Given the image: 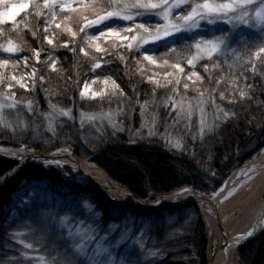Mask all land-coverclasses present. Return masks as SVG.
Instances as JSON below:
<instances>
[{
    "label": "trees",
    "instance_id": "obj_1",
    "mask_svg": "<svg viewBox=\"0 0 264 264\" xmlns=\"http://www.w3.org/2000/svg\"><path fill=\"white\" fill-rule=\"evenodd\" d=\"M14 2L17 1L7 0L8 6ZM3 8L4 5L0 4V10ZM64 15L73 16L74 14L59 13L58 23L59 16ZM25 18L27 23L35 22L32 28L39 36L43 32L47 18L35 16L32 6L18 16L16 23L19 24ZM67 22L65 21L64 24ZM11 25L12 23H6L0 26L4 29V33L0 34V44L6 45L8 39L15 37L25 41L27 45L25 48L23 46L24 51L18 52L17 56L11 55L12 58L9 59L5 68H0V72L5 77L3 83H0V93L6 92L8 96L14 93V99L23 104L29 100L33 101L31 114H26L28 121L35 119L36 124L40 126L43 123V116L39 113L50 111L49 100L58 108H72L73 116L77 121L81 111L94 114L110 109L115 111L118 107L126 109L135 102L133 88L136 89L141 103L153 99L152 82H149L148 77L139 74L137 65L133 63L134 60H140L138 53L130 55L122 48L118 52L113 47L105 48L107 54L102 52L95 55L102 67L93 72L90 71V66L94 62L93 54L84 56L79 53L74 57L73 53L66 48H55L56 44L71 39L68 33L53 37V45H48L46 41L31 37L28 29L18 36L19 29L9 31ZM20 27L23 28V25L21 24ZM71 27L76 30V24ZM83 35L78 33L76 37L78 48L81 46L80 38ZM41 43L45 50L40 53V63H35L31 49H39ZM161 47L164 46H158L155 55L157 58L162 57L166 51ZM256 50L250 53L253 57ZM49 53L52 60H48V64H45L44 60ZM119 55L125 57L128 63L127 69L125 63L118 58ZM24 56L29 57L27 66L22 61ZM6 58L9 57H6L0 49V59ZM53 60L56 61L55 71L49 67ZM255 65V73L248 65L234 68L230 73L224 61L219 60L218 73L209 76L210 80L203 86L202 92L206 94V90L210 89L209 86L213 87L215 80L221 74L224 75L225 81L214 95L218 98V92L224 91L225 100L218 99L216 102L230 112L229 120L220 124L215 135L204 136L203 141L200 138L181 136L182 149L168 146L163 137L167 123H163L165 99L162 98L164 95L160 89H155V103L149 105V108L158 116L155 126L157 135L149 136L147 128L141 129L143 121L139 115V105H136V112L131 120L124 115L118 117V121L124 126V131L116 132L115 135L109 127H105L102 132H96L90 128L78 127L76 124H66L57 126L56 136H53L51 132L38 130L35 133H39V136L35 140L31 139L35 134L33 132L30 134L25 132L16 137L0 132V145L8 148L28 145L26 149L46 155L59 153L58 149L70 148L78 159H87L95 164L136 200H148L151 195L167 196L184 187L211 197L221 190L234 171L254 160L264 150V54L255 60ZM33 67L38 70L37 77L40 75L45 77L43 87L48 90L47 97L46 93L41 91L39 81L35 92H31L20 88L10 79L12 75H16L17 78L23 76L24 83L31 89L32 78L26 74L31 73ZM107 77L115 80L126 95L122 97L118 91L116 95H113L111 82L108 85L103 82ZM233 78L236 80L237 88L247 91L244 98H240L236 88L228 84V81ZM8 83L13 85L10 91L7 89ZM85 86L89 87V91L81 99L79 92ZM170 89L167 90L170 91ZM94 92L103 93V96L91 99ZM73 100L76 101L75 106L72 103ZM228 100L233 102L228 103ZM232 113H235V116ZM137 131H140L143 139L135 135ZM44 164V162H28L0 184V264H10L18 254L19 248L13 244L14 241L9 236L14 224L7 226V222L15 198L23 190L29 191L33 184L42 186L47 194L53 196V201L45 206L46 209L52 210L59 216L70 214V217L74 216L73 220L77 222L87 217L83 209L86 202H89L104 227L114 222H121L129 215L135 218H155L158 223L150 229L149 244L152 243V249L162 252V258H159L155 264H209L207 228L201 214L193 204L166 208L157 213H140L130 208L122 209L103 189L89 183H77L73 178L81 174L72 171L69 166L55 168ZM16 165L14 160L0 156V179L13 171ZM57 200L61 202L57 203ZM41 209H44L42 205L33 204L30 209H27V214H22V218L30 219L35 229L33 236L35 232L38 233ZM174 214H177L178 218L173 223L166 224L165 219ZM62 246V252L60 256L58 255L60 258L54 264L61 261L65 254L70 255L64 248L66 246ZM238 255L241 264H264V230L241 245L238 248Z\"/></svg>",
    "mask_w": 264,
    "mask_h": 264
},
{
    "label": "snow or ice",
    "instance_id": "obj_2",
    "mask_svg": "<svg viewBox=\"0 0 264 264\" xmlns=\"http://www.w3.org/2000/svg\"><path fill=\"white\" fill-rule=\"evenodd\" d=\"M0 4L4 5L3 10H0V26L12 22L9 31H15L19 29L17 35H21L25 29H29L31 37L39 41H46L48 45H53V37H58L67 32L71 39L65 40L59 44L55 45V48H66L68 51L73 53L75 57L79 53L84 56H88V49L94 48L96 53H106V50L101 47L100 43L97 41L106 42L107 40H113L111 47L119 51L123 49L125 53L130 55L140 54V60H134L133 63L140 65L141 62H147L151 65H156L158 67H172L174 69H179L180 73H184V67H181L180 63L169 64V57L172 55L179 56L181 52H191L190 56H185L186 66H189V73L186 76L187 81H192L193 84L196 81H203V77L200 76L199 72L195 70L196 64L203 59H207L212 62L213 68L219 67V60L223 59L224 63L228 66L229 72L231 73L234 68L239 66L248 65L251 67L253 73L256 72L255 60L264 54V0H19L18 3L8 6L7 0H0ZM73 5H76L74 7ZM32 6L35 10V16L40 17L45 15V10H47V20L46 24L48 27L43 29V32L38 36L37 31H31L30 25L26 22V18L22 19L19 24L16 23L15 17L23 10H26ZM68 12L75 14L74 23L76 24V30L72 27L64 24L65 21L73 19L71 15L59 16L60 22H57L58 14ZM91 17V18H90ZM115 21H124L126 23H115ZM112 22V23H109ZM23 25V28L20 25ZM62 24L64 25L62 27ZM220 24L230 25V28H220L217 27V32H212V28ZM52 25L56 29H61L60 32L49 33V27ZM103 25V27H100ZM242 25H247L250 28L257 30V36L252 37H241L237 41V47H232V42L235 39V32ZM97 29L98 35L89 34L90 29ZM4 33V29L0 27V34ZM78 33H83L84 35L81 39V46L77 47L76 37ZM218 33V34H217ZM172 40V45L167 42ZM249 40H252L253 47L257 50L252 54H249L247 45ZM118 42V43H117ZM163 42L165 44L166 51L164 56L158 59L153 55L147 54L146 45L157 44ZM71 45V46H70ZM175 45V46H173ZM0 49L3 53L15 54L24 51L21 44H17L12 39H8L6 45L0 44ZM143 49V51H142ZM194 49V52L192 51ZM43 43L39 49L32 48L31 53L35 63H40V53L44 51ZM107 54V53H106ZM213 57H216L214 60ZM0 59V68H5L9 59ZM118 58L125 63L127 69L128 63L125 57L119 55ZM93 63L90 66V71L95 72L96 69L101 68V63L96 59L95 56L92 57ZM29 57L24 56L22 58L25 66L28 64ZM48 60H52V56L49 53L47 59L44 60L45 64H48ZM19 62V58H18ZM52 71L56 70V61L49 65ZM205 73L209 74V68L207 65L203 66ZM37 69L33 67L31 73L26 75L32 78V87L28 88V85L24 83V77L21 76L17 78L16 75L11 76V81H15L20 88L26 91L35 92L36 84L39 81L41 84V91L46 93L47 89L43 87V82L45 77L40 75L37 77ZM142 71V69H141ZM78 75V74H77ZM172 75L168 72L165 74L167 76ZM193 77L196 79L193 80ZM247 79V78H245ZM5 77L2 72H0V83H3ZM149 82H154L157 86L160 85L159 80H155L154 77H148ZM225 77L221 74L216 80L213 87L207 89V98H205L204 92H199V99L197 100L195 109L191 102L185 103L186 96H182L179 101H174L173 96H169L163 101L164 105L167 107L171 102V111L176 112L177 119H186L188 124L185 127L191 125L192 116L194 112L198 110L200 120H199V132L198 136L203 141L206 134L215 135L216 130L220 125L216 124L215 121L219 120L221 124L226 123L229 120L230 112L225 111L223 107L215 103L216 93L219 86L224 83ZM95 82V81H93ZM105 85L111 82V87L113 89V95L119 92L120 96H125L123 89L120 85L112 80L111 77L105 78L103 81ZM167 84H172L171 80H167ZM228 84L232 88H236L239 92V97L244 98L247 95L246 90L237 88L236 80L233 78L228 81ZM180 79H176V84L172 89L173 95H179ZM13 85L11 83L7 84V89L10 91ZM189 84L185 82L183 88L187 90ZM88 87L85 86L83 90L79 92V96L83 99L88 93ZM197 91H199L197 89ZM134 96H136L135 102L129 105L126 109L118 107L115 111L108 110L106 112L102 111L100 113H84L79 112L80 126L83 127L85 122H93L100 120L101 122L107 120L108 125L113 129V135L116 132H123L124 126L122 122L117 120V117L124 115L128 119H132L136 112V105H139V115L142 119L141 129L147 128L148 135L152 136L155 134L154 128L158 121V116L155 112L150 113L152 119L151 122L147 119L148 108L151 103H155V89H153V99L151 101L145 100L142 103L139 100V96L135 88L132 89ZM14 93L12 96H8L7 93H0V132L7 133L12 137L17 135H23L27 129L28 124L17 120L16 124L13 125L9 121L4 113L5 108H15L19 101L14 99ZM97 96H103V93L94 92L92 93L91 99H95ZM218 98L221 101L225 100L224 91L220 90L218 92ZM12 101L11 103H5V101ZM208 101L215 107L217 115L214 117L212 123H207L205 119L204 104ZM232 100H228V103H232ZM75 106L76 101H72ZM27 110L31 112L33 110V101L29 100L26 103ZM48 107L51 111L48 113H39L47 121V130L50 131L53 136H56L55 120L58 117H67L68 121H74L72 108L64 109L58 108L57 105L48 101ZM179 109V111H177ZM235 116V113H232ZM62 126V125H61ZM137 137L143 139L140 131L135 134ZM39 136V133H35L31 139L35 140ZM166 144L172 148L182 149L183 144L180 139L173 138L170 135L164 137ZM196 139V137H193ZM48 143V141H44ZM28 145H21L19 151L23 152ZM58 152H69L68 149H58ZM70 154V153H69ZM55 155V153L53 154ZM211 158V157H209ZM22 159V157H18ZM48 163H55L58 166L62 165V161L53 160L48 161ZM185 192H190V189L185 188ZM218 194V193H217ZM159 203V201H157ZM89 207L90 206L85 205ZM30 207V206H26ZM11 215L15 217L18 215L12 212ZM173 219L170 218L168 223L171 224ZM39 220L41 223V230L43 232L50 231L49 223L56 226L57 229H62L67 227L68 217L64 216L57 220L50 210H43L39 213ZM31 227V225H29ZM148 228V225H145ZM91 229L82 230L77 228L75 232L68 228V237L65 238L62 234L58 237L60 240L67 239L70 241L68 248L70 249L71 255H64L61 261L57 264H80L81 259L86 261V264H113V259L111 258V252L108 247H105L103 240L105 237H101V241L98 242L91 250L89 254L87 244L84 242L85 239L92 240L94 237L90 234ZM86 232L88 233L86 235ZM143 234V232L141 233ZM13 239H16L19 243L23 244V241L19 240V237L23 233H13L11 234ZM128 233H122L121 241L128 238ZM255 235L254 232H249L246 236H242L241 239H250ZM121 241H117L116 247ZM134 243L138 244L140 249L144 248V243L141 239L137 238ZM25 248H31V244H24ZM106 254V255H105ZM25 259H35L39 260L43 264V257L29 258L26 254L22 253ZM103 257V258H102ZM147 257H159L162 258V252L149 250L147 252ZM145 257V258H147ZM123 264V262H121ZM129 264H132L130 261Z\"/></svg>",
    "mask_w": 264,
    "mask_h": 264
},
{
    "label": "rangeland",
    "instance_id": "obj_3",
    "mask_svg": "<svg viewBox=\"0 0 264 264\" xmlns=\"http://www.w3.org/2000/svg\"><path fill=\"white\" fill-rule=\"evenodd\" d=\"M16 1L17 2H14L13 4H16L19 2L18 0H16ZM13 4H11V5H13ZM11 5H9V7H11ZM26 11H27V9L21 11L15 17V21L19 15H21L23 12H26ZM44 18H47V11L45 12ZM74 20H75V14L73 15V19L69 20L65 24L67 26L71 27V25L73 26V24H75ZM8 23H12V22L9 21ZM34 23H35L34 21H33V23L32 22L28 23L30 25L31 31H35L32 28ZM109 23H112V22H109ZM115 23L122 24V23H126V22L115 21ZM39 26L41 27V25H39ZM45 27H48V25L46 23L44 24L43 29ZM100 27H103V25H101ZM217 27L227 29V28H230L231 26L226 25V24H220L216 27H213L212 32H217ZM43 29H42V31H43ZM27 31H29V29ZM60 31H61V29H56L54 25L49 27V33L60 32ZM86 31H88L89 34L98 35V30L95 28L90 29V30H86ZM28 33H30V31ZM256 36H257V30L256 29L250 28L247 25H242L238 29H236L235 39L232 42V47H237V41L240 40L241 37L255 38ZM12 40L15 41L17 44H21V46L22 47L24 46V48L27 45L26 42L23 41L22 39L13 37ZM97 43H100L101 47L104 49L105 48H111V45L113 44V40H107L106 42L97 41ZM167 43L169 45H172L173 42H172V40H169ZM158 46H164L161 48L166 49L165 44L163 42L157 43V44H149V45L145 46V48L147 49V54L153 55L155 57V55L157 53ZM173 46H175V45H173ZM247 49L249 50V54L253 50L256 49L255 47H253L252 40H249L248 45H247ZM142 51H143V49H142ZM192 51L194 52V49ZM88 52H89V55L93 54L94 56L99 54V53L95 52L94 48L88 49ZM191 54H192L191 52H188V53L181 52L179 56L172 55L169 57H165V58L169 59L170 65L175 64V63H180L181 67H184V73H180L179 69H174V68L168 67V66L158 67L156 65L148 64L147 62H141L140 65L136 66V69H137L139 74H143L146 77L152 76V77H154L155 80L160 81L161 86H157L154 82H152V86L154 89L162 90V94L164 95V96L162 95L163 96L162 98H164L166 100L169 96H173L174 101H179L182 96H186L185 103L191 102V104L193 105V108L195 109L197 100L200 98L199 92H202V90L204 89L203 86L206 85L207 82H209V80H210L209 74L205 73L203 66L207 65V67L209 68L210 74L218 73V71H217L218 69L213 68L212 63L209 60H207V59L200 60L196 64L195 70L197 72H199L201 77H203V81L202 82L196 81L195 84H193L192 81H187L186 76L189 73V66H186V60L184 59V57L190 56ZM4 55L6 57H9L11 55L17 56L18 53H15V54L4 53ZM163 56H164V54H163ZM160 58H157L158 63L160 61ZM214 58H216V57H213V59ZM139 59H141L140 54H139ZM220 60H223V59H220ZM141 69H142V71H141ZM149 72H151V73H149ZM168 72L172 73V75L167 76L165 78V74ZM177 78L180 79L179 95H173L172 89L174 88V86L176 84ZM195 79L196 78L193 77V80H195ZM167 80H171L172 84H167ZM185 82H187L189 84V87L187 90H185L183 88V84ZM211 86L212 85H210L209 87L211 88ZM168 88H171L170 91L167 90ZM88 89H89V87H88ZM197 89L199 91H197ZM164 93H166V94H164ZM207 96H208V92L205 94V98H207ZM218 99L219 98L216 97V100H218ZM11 102L12 101H10V100L5 101V103H11ZM215 103L217 104L216 101H215ZM217 105H220V104H217ZM171 107H172L171 102L169 103V105L167 107L165 105H163V108L165 111L163 123H165V122L167 123V126H165V128H164L163 137L170 135L173 138L180 139L181 142H183L182 138H181V136H183V135L188 136L190 138H193V137L200 138L197 135L199 132V120H200L198 110H196L194 112V115L192 116L191 125L189 127H185V125L188 124V121L186 119H177L176 112H172L170 110ZM221 107H223V106H221ZM204 110H205V114H206L205 115L206 122L212 123L213 119L217 115V113H216L215 107L211 103V101H208L207 103L204 104ZM3 111H4L7 119L9 121H11L13 123V125L16 124L17 120H21V121L27 123L28 129L26 132L29 134H30V132H33V134H34L35 132H37L40 129L42 130V132L50 133V131L47 130V121L44 117H42L43 123L40 126L36 124L35 119H31L30 121L27 120L26 114L29 115V114H31V112H29L27 110L26 104L19 102L15 108H11V109L5 108ZM177 111H179V109H177ZM150 113H153V111L150 108H148V114H146V115H147V119L149 120V122H151V119H152L151 115H149ZM22 114H24L25 116ZM117 120H118V117H117ZM215 123L218 125L221 124V122L219 120H216ZM66 124H76L79 127L80 126V118L77 121L75 119H74V121H68L67 117L61 116L55 120V127L56 128H57V126H61V125L65 126ZM83 127L93 129L96 132H102V130L105 127L111 128L108 125L107 120H105L103 122H101L100 120H96L93 122H87L86 121ZM154 132H155L154 135H157L156 127L154 128ZM206 135H208V134H206ZM2 143H3V141H2ZM4 144H6V143H4ZM65 149H68L69 152H59V153H55V155H53V154H51V155L62 156V155H66L69 153L70 154L73 153L70 148H65ZM0 153L2 155L6 156L7 158L14 160V161H17V162H26V161H27V163L28 162H44L45 163L44 165L53 166L55 168H63L64 166H69L72 169V171L78 172L81 174V176L75 175L73 178L79 184H88L89 183L94 187H98V188L100 187L103 189V187H102L103 185H100L97 182H91L89 177L92 178L94 181L98 177H105V180L118 185L125 192H128L119 184L111 181L107 177V174L102 169H100L99 167H97L95 164L91 163L87 159L81 160V161L83 163H85L87 166H90V168H88V170H87L88 172H86V174L89 177L82 174L80 172V169L77 166V164L72 162V161H69V160L63 161L60 159H56V160L63 162L61 166H58L55 163H51V164L48 163V161H53V160H44V159H40V158L24 161V158L27 155H29L30 153H35L33 150L25 149L23 152H21V151H19V148H8L5 145H0ZM5 153H7V154H5ZM18 157H22V159H18ZM25 164L26 163H20V164H18V166H23ZM17 170H18V167H17ZM13 174H14V172L11 175H13ZM11 175H9L8 177H10ZM263 175H264V150L254 160H252L251 162H249L248 164H246L242 168L234 171V173L225 182V184L223 185L221 190L218 192V194H214L211 197L207 196L211 200H214L217 198L219 199L218 208H219V210L224 211V214L222 217V223L225 224L224 228L226 229V231L231 236L242 235L243 233H245L250 228V226H251V224H252V222H253V220H254L257 212H258L260 203L264 200V194H258L255 197V199L252 200V203L250 205L240 204V201L244 199V196H242L241 198L239 196L243 192L250 190L255 185V183L260 178L263 177ZM3 182L4 181H0V184ZM42 188L43 187L40 185L33 184V185H31L29 191L23 190L19 194V196H17L15 198V200L13 202V208L10 211L7 226L14 224L13 230L10 232L9 236L14 241L13 244L18 246L19 250H18V254L16 255V257H14V259L11 260L10 264H41V262L39 260L25 259L24 256L22 255V253L26 254V256L29 258L43 257L44 258L43 264H54V262H56L60 258L59 254L62 252V249H63L62 245L66 246L64 248H66V251L69 252L71 255L70 249L68 248L70 241H68L67 239L60 240L58 238L61 234L65 238H67L69 227L72 229L73 232H75V230L77 228H80L82 230H88V229L93 230V231H91L90 234L94 237V239H92L90 241L85 239V241H84L87 244L89 254H91V250L93 248H95L96 244L101 241V237H105L106 239L103 240V244L105 247L109 248V250L111 252V258L113 259V264H121V262H123V264H129L130 261L132 262V264H155L159 260V257H156V258L147 257V252L149 250L156 251V250L152 249L153 248L152 243L149 244L150 229L154 226V224L157 225L156 223H158V221H156L155 218H137V217L135 218V217H131L129 215L128 217L124 218V220L121 222H114V223H111L110 225L104 227L100 223L99 216L95 212H93L94 210H92L93 208L91 207L89 202H86L85 205L90 206L91 210H89V207H86L85 205H83V209H84L85 214L88 218L86 217L85 220L80 221V222L73 220L74 216L70 217V214H67V215L63 214V215L59 216L56 213H54L52 210L47 209V210H50L52 212L53 216L57 220H59L61 217L67 216L68 217V220L66 222L67 227H64L62 229H57L56 226H53L49 223L50 231L43 232L41 230V223L42 222L39 220L38 221L39 228H37L38 233L35 232V235H34L35 237H34L33 233H34L35 229L33 228L30 219L28 217L22 218V214L23 213L27 214L26 213L27 209H30L33 204L42 205L44 207L43 210L46 209L45 206L51 204V202L53 201V196L51 194H47L46 191L43 190ZM185 188L190 189L188 187H184V188L177 190L173 194L177 195V196H181V197H193L195 194H197L192 189H190V192H185L184 191ZM104 191L109 193V195L112 197V200L120 208H122V209L127 208V207H124V203H122L120 201V199L118 197H116L114 194L109 192V190L104 189ZM129 195L131 197L132 203L137 204L138 201H136L130 193H129ZM165 198L166 197H162L159 195H151L149 197V199L147 200V204L158 208L164 203ZM157 201H159V203H157ZM56 202L58 203L61 201L57 200ZM26 206H30V207H26ZM205 209H207V211H210L213 213L214 212V205L206 203ZM163 210H161V211H163ZM12 212L17 213L18 215L13 217L11 215ZM145 212L150 213V211H145ZM170 218H175L172 221V223H173L178 218V215L174 214L172 216H168L164 222L166 224H169L168 221ZM202 218L205 222V226L207 227L208 237H210L208 240L209 243H208V252H207L208 258L210 259L211 255H215L216 250L220 247L223 239L221 238L220 234L215 229V226H216L215 219L212 217H208L204 214H202ZM146 224L148 225V228H145ZM29 225H31V227H29ZM17 232L23 233V235H21L19 237V240L23 241V244L19 243L16 239L12 238L11 234L17 233ZM142 232H143V234H141ZM122 233H128L129 234L128 238L123 240V241H121ZM87 234L88 233L86 232V235ZM137 238H139L143 241V243H144L143 249H140L139 245L134 243V241ZM117 241H121V242L119 243L118 246L112 247L113 245H117ZM24 244H31L32 247L31 248H25ZM47 247L49 250L47 249ZM145 257H147V258H145ZM80 264H86V261L84 259H81ZM209 264H210V260H209ZM234 264H241L240 257L238 255V249L236 252Z\"/></svg>",
    "mask_w": 264,
    "mask_h": 264
},
{
    "label": "bare ground",
    "instance_id": "obj_4",
    "mask_svg": "<svg viewBox=\"0 0 264 264\" xmlns=\"http://www.w3.org/2000/svg\"><path fill=\"white\" fill-rule=\"evenodd\" d=\"M67 160V159H62ZM72 162H75V158H72V160H69ZM76 163V162H75ZM82 170L86 173L88 172V168L90 166H87L85 163L82 162L81 165ZM95 182L99 183L100 185H104L108 188L109 192L114 194L116 197L120 199V201L124 204H132L131 197L129 193L125 192L122 188H120L118 185L109 182L105 180V177H98L95 179ZM258 194H264V175L262 178H260L255 185L248 191L243 192L240 194V198L244 196V199L240 201V204L250 205L252 203V200L255 199V197ZM198 202V204H201V208L204 209L206 212V202L207 198H193ZM185 199L181 200L177 195H169L165 198L164 204H168L176 206L177 204L183 203ZM202 202V203H201ZM212 203L216 209L217 216H216V226L215 229L220 234L221 238L224 240V233H226L225 224L222 223V217L224 214V211L219 210V199L212 200ZM264 227V200L260 203L258 212L250 226V228L243 233L240 237L246 236L249 232H254L255 234L258 233L262 228ZM222 240L221 247H219L216 250L215 255H211L210 260L212 261V264H234L235 256L237 252V247L239 244H241L242 240L239 238L237 241H234L232 244L224 243Z\"/></svg>",
    "mask_w": 264,
    "mask_h": 264
},
{
    "label": "water",
    "instance_id": "obj_5",
    "mask_svg": "<svg viewBox=\"0 0 264 264\" xmlns=\"http://www.w3.org/2000/svg\"><path fill=\"white\" fill-rule=\"evenodd\" d=\"M36 158H40V159H44V160H56V159H60V160H62L63 158L64 159H67V160H72V158H75V162H76V164H77V166L79 167V169H80V172L82 173V174H84V175H86V176H88L83 170H82V168H81V165H82V161L80 160V159H78L73 153L72 154H66V155H62V156H53V155H46V154H40V153H30L29 155H27L25 158H24V161L25 160H32V159H36ZM15 163L17 164V166L15 167V169L12 171V172H10L9 174H7L6 176H9V175H11L13 172H15L16 170H17V167L19 168L20 166H18V164H20V163H27V161L26 162H17V161H15ZM89 177V176H88ZM4 179V178H3ZM3 179H1L0 181H2ZM89 179L90 180H93L92 178H90L89 177ZM197 198H204L203 196H201V195H197ZM180 199V201L181 200H183V198H179ZM185 203L184 204H182V203H180L181 205H185V204H188V203H191V204H194L197 208H198V210L200 211V212H202V209H201V207H200V205L195 201V200H193V199H191V198H188V199H185V201H184ZM169 205L168 204H163L161 207H159V208H152V207H150V206H147V205H143V206H137V205H133V204H127L126 205V207H128V208H131V209H133V210H136V211H140L141 212V210H139V208H150L152 211L151 212H157V211H160V210H162V209H164L165 207H168ZM210 215H212V216H214V217H216L217 216V214L215 213V214H211L210 213ZM224 243H228V244H232L234 241H236V237H231V236H229V234L226 232V233H224ZM254 237H255V235H254ZM241 238V237H240ZM251 239V238H250ZM247 240H249V239H243V242H246ZM210 264H212V261H210Z\"/></svg>",
    "mask_w": 264,
    "mask_h": 264
}]
</instances>
